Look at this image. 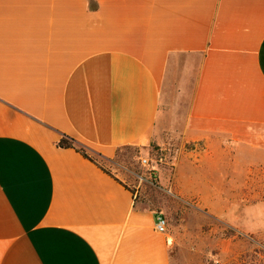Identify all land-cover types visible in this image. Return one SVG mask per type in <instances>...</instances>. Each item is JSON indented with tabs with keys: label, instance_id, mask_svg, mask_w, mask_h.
I'll list each match as a JSON object with an SVG mask.
<instances>
[{
	"label": "crops",
	"instance_id": "0c3cea01",
	"mask_svg": "<svg viewBox=\"0 0 264 264\" xmlns=\"http://www.w3.org/2000/svg\"><path fill=\"white\" fill-rule=\"evenodd\" d=\"M64 135L108 164L172 135L176 198L264 235V0H0V264H173Z\"/></svg>",
	"mask_w": 264,
	"mask_h": 264
},
{
	"label": "rangeland",
	"instance_id": "374dc122",
	"mask_svg": "<svg viewBox=\"0 0 264 264\" xmlns=\"http://www.w3.org/2000/svg\"><path fill=\"white\" fill-rule=\"evenodd\" d=\"M184 110L181 107L178 112ZM171 136L165 144L146 151L136 147L122 150L114 164H102L136 193L138 201L167 219V232L173 237V264H264V235H238L205 211H193L190 200L176 198L172 186L176 140ZM143 159L148 160L146 166ZM261 172V182L250 188L261 189L264 202V169Z\"/></svg>",
	"mask_w": 264,
	"mask_h": 264
},
{
	"label": "trees",
	"instance_id": "16d2710c",
	"mask_svg": "<svg viewBox=\"0 0 264 264\" xmlns=\"http://www.w3.org/2000/svg\"><path fill=\"white\" fill-rule=\"evenodd\" d=\"M153 145L155 144H152L151 146ZM57 146L61 149H75L78 152H80L82 155H84L86 158H88L92 162L99 165L100 167H102L103 162L109 163L108 160H106L101 154L92 152L86 146L81 145L80 143H78V141L66 135L62 137V139L59 141ZM128 148H131V147H125V148L120 149L116 157H118L121 154L122 150H125Z\"/></svg>",
	"mask_w": 264,
	"mask_h": 264
},
{
	"label": "built area",
	"instance_id": "2783aa9c",
	"mask_svg": "<svg viewBox=\"0 0 264 264\" xmlns=\"http://www.w3.org/2000/svg\"><path fill=\"white\" fill-rule=\"evenodd\" d=\"M143 165H147L148 164V160L147 159H143L142 160ZM156 222H155V228L156 231L162 234L167 233L168 230V221L167 219L162 216V215H156Z\"/></svg>",
	"mask_w": 264,
	"mask_h": 264
}]
</instances>
